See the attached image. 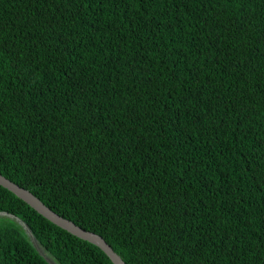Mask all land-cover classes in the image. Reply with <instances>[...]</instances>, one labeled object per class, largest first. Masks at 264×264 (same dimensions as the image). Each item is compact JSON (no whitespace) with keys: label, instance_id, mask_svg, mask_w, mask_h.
<instances>
[{"label":"trees","instance_id":"trees-1","mask_svg":"<svg viewBox=\"0 0 264 264\" xmlns=\"http://www.w3.org/2000/svg\"><path fill=\"white\" fill-rule=\"evenodd\" d=\"M0 175L125 264H264V0H0ZM56 264H113L0 186ZM0 264H49L0 217Z\"/></svg>","mask_w":264,"mask_h":264},{"label":"water","instance_id":"water-1","mask_svg":"<svg viewBox=\"0 0 264 264\" xmlns=\"http://www.w3.org/2000/svg\"><path fill=\"white\" fill-rule=\"evenodd\" d=\"M0 186L6 189L7 191H9L10 193H12L14 196H16L18 199H20L24 203H26L37 214L42 216L44 219H46L53 225L77 237L78 239L88 242L96 246L97 248H99L110 259V261L113 264H125L121 260V258L111 249L109 245L106 244V242L100 236L92 232L85 231L81 229L80 227H78L77 225H75L73 222L57 215L55 212H53L48 207H46L38 198H36L29 191L10 182L6 178L2 177L1 175H0ZM2 216L15 220L24 229L26 234L30 237V241L32 243L33 241L36 243V241L32 238V235L30 234L27 226L19 218H17L16 216L12 214L6 213V212H0V217ZM44 259L47 261L45 257ZM48 263L51 264L50 262Z\"/></svg>","mask_w":264,"mask_h":264},{"label":"rangeland","instance_id":"rangeland-1","mask_svg":"<svg viewBox=\"0 0 264 264\" xmlns=\"http://www.w3.org/2000/svg\"><path fill=\"white\" fill-rule=\"evenodd\" d=\"M31 244H32V246L34 247V248H36L38 251H39V253L42 255V256H44L46 259H47V261L48 262H50L51 264H56L55 262H54V260L51 258V256L50 255H48L37 243H35L34 241H33V243L31 242Z\"/></svg>","mask_w":264,"mask_h":264}]
</instances>
